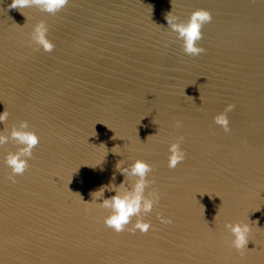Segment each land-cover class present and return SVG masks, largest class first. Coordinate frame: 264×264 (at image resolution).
<instances>
[{"label": "water", "instance_id": "obj_1", "mask_svg": "<svg viewBox=\"0 0 264 264\" xmlns=\"http://www.w3.org/2000/svg\"><path fill=\"white\" fill-rule=\"evenodd\" d=\"M11 3L0 0V264H264V0ZM197 8L212 20L191 56L166 17L187 23ZM41 20L51 52L28 43ZM229 103L225 132L213 117ZM24 120L40 141L13 183L4 155ZM172 143L186 158L170 169ZM137 159L153 166L144 195L160 200L141 213L148 232L116 233L98 205L132 190ZM236 224L253 229L243 254Z\"/></svg>", "mask_w": 264, "mask_h": 264}, {"label": "clouds", "instance_id": "obj_2", "mask_svg": "<svg viewBox=\"0 0 264 264\" xmlns=\"http://www.w3.org/2000/svg\"><path fill=\"white\" fill-rule=\"evenodd\" d=\"M69 0H12V3L8 5L11 8H20L23 10L25 7L35 6L49 13H56L63 9ZM167 22L173 30H176L179 36L183 40L184 53L197 56L205 51V49L197 44L198 40L203 38L202 28L203 26L212 20V15L209 10L204 8H197L191 14L187 23H176L175 17L169 15L166 17ZM48 25L44 20L32 26V30L29 33L28 43L30 45L39 44L40 47H36L37 50L42 49L45 52H51L55 45L47 38ZM234 104L229 103L225 106L223 111L216 113L213 117V122L220 126L225 132H229L230 122L228 113L233 110ZM9 116L8 110L0 112V123L7 120ZM175 126L181 127L182 121L175 120ZM28 121L21 122L19 128H13L11 136L15 138L21 147L14 153L9 152L4 155V163L10 169L8 179L15 182L16 176L21 175L28 168V160L32 157L33 149L38 145L40 137L34 131L27 130ZM182 140L183 138H179ZM8 137L0 134V145L5 143ZM186 153L179 143H172L169 145L167 166L175 168L178 163L184 161ZM117 167H120V162L117 163ZM152 165L146 160L137 159L131 165V174L138 177L136 183L133 185L131 191L121 194L119 191L114 190V194L111 197H106L97 204V199L104 187L101 186L94 190L92 195L93 199L88 204H97L99 207L109 209L107 215L103 217V223L108 228H111L114 232L120 233L128 231L135 233L137 230L141 233H146L152 227L151 221L144 219L141 213H150L153 207L159 203L160 193L158 190H154L151 193V197L144 195L145 186L149 183L147 180L148 173L152 170ZM121 173H127V168H120ZM155 182V181H153ZM136 216L135 222H132V217ZM161 223H172V217L161 215L157 213ZM252 225L249 224H236L231 225L232 238L230 239V247L234 248L241 254H243L248 243L250 233L252 232Z\"/></svg>", "mask_w": 264, "mask_h": 264}]
</instances>
